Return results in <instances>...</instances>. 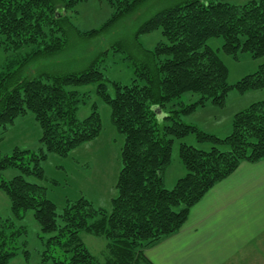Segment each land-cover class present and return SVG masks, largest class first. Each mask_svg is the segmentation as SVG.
I'll return each mask as SVG.
<instances>
[{"label": "trees", "instance_id": "obj_1", "mask_svg": "<svg viewBox=\"0 0 264 264\" xmlns=\"http://www.w3.org/2000/svg\"><path fill=\"white\" fill-rule=\"evenodd\" d=\"M87 1L0 0V46L13 53L25 50L23 65L59 55L67 49L68 30L75 29L66 13ZM147 1L107 0L114 12L104 27ZM155 31L163 40L151 50L141 48L139 60L126 58L133 79L129 85L110 82L113 96L99 69L100 56L79 73L17 79L15 71L0 76V134L28 114L41 131L37 152L16 147L11 155H0V191L7 196L11 212L10 217L0 218V264H10L18 253L28 258L22 241L27 230L17 226L27 212H32L42 235H50L42 264L49 260L52 264H152L144 256L145 249L176 233L191 208L215 184L229 177L241 162L264 161V101L236 113L231 133L222 139L182 120L208 102L222 107L232 89L239 93L264 89V64L229 85L226 67L207 46L209 39L221 38L222 52L235 60L243 53L254 59L264 57V0L242 5L175 0L144 21L135 39ZM76 32L92 39L100 30ZM92 84H96L100 101L109 106L114 128L123 136L116 197L110 212L80 197L67 201L57 213L46 188L29 178L44 179L42 163L48 154L67 158L101 134L96 104L86 118L76 117L78 106L88 97L76 88ZM184 94L199 98L190 104L177 102ZM157 112L164 115L161 120ZM191 134L211 148L202 151L181 144L178 156L186 173L167 189L164 173L171 163L173 140ZM8 169H17L19 175L2 180ZM81 233L106 240L101 260L89 252Z\"/></svg>", "mask_w": 264, "mask_h": 264}, {"label": "rangeland", "instance_id": "obj_2", "mask_svg": "<svg viewBox=\"0 0 264 264\" xmlns=\"http://www.w3.org/2000/svg\"><path fill=\"white\" fill-rule=\"evenodd\" d=\"M174 1L149 0L132 14L115 23L108 24L106 27L104 24L110 20L114 12L107 0H88L80 3L66 15L80 34L100 30L95 37L85 39L80 37L75 29L70 28L67 33L68 46L64 52L49 58L31 60L24 65L21 60L25 56V50L13 53L4 51L0 46V76L15 71L18 72L17 79H32L44 74L79 73L86 69L95 57L100 56L99 69L106 79L108 93L113 96L110 82L129 85L133 79V69L126 58L131 57L139 60L142 58L141 48L151 50L163 40L159 31L141 35L136 40L135 33L138 27L156 12L170 6ZM201 1H221L232 5H242L251 0ZM58 12L62 13L61 10ZM222 44L221 38H213L207 41V46L217 53L226 67L229 85L253 74L260 65L264 64V57L254 59L249 54L244 53L235 60L222 52ZM76 89L88 96L85 104L78 106L76 117L79 120L86 118L90 114L91 105L96 104L101 118V134L93 141L75 149L67 158L48 154L42 163L44 179L39 181L30 177L29 181L46 188L47 199L56 206L57 213H61L67 201L73 202L80 197L90 201L95 208L110 212L111 200L116 197L115 184L120 170L123 136L116 131L111 122L109 106L102 103L95 94L96 84ZM198 98L197 94H184L177 102L190 104ZM259 101H264V89L250 90L244 93L232 89L228 92L222 107L214 106L208 102L203 107H198L192 114L183 117L182 120L186 124L196 126L201 132L222 139L231 133L233 116ZM163 117V114L157 112L158 120ZM40 135V128L31 114L21 117L4 134H0V155H11L16 147L37 152L40 148ZM181 144L202 151H208L211 148L207 142H198L194 134L181 139H174L171 163L166 169L168 182L174 183L186 173L178 156ZM223 149L221 148V150ZM17 175H19L17 169H8L2 173L1 179L8 181ZM10 214L9 200L0 191V218L6 219L10 217ZM17 226H23L27 230L22 241L26 242V251L29 255L25 259L23 254L18 253L10 261V264H42V257L46 250L45 241L50 235H42L32 212H27ZM80 237L89 252L101 260L105 252L106 240L85 233H81ZM45 254L48 255V253ZM45 264H52V262L49 260Z\"/></svg>", "mask_w": 264, "mask_h": 264}, {"label": "crops", "instance_id": "obj_3", "mask_svg": "<svg viewBox=\"0 0 264 264\" xmlns=\"http://www.w3.org/2000/svg\"><path fill=\"white\" fill-rule=\"evenodd\" d=\"M166 174L168 189L176 181ZM144 256L152 264H264V161L241 162L191 208L176 233Z\"/></svg>", "mask_w": 264, "mask_h": 264}]
</instances>
